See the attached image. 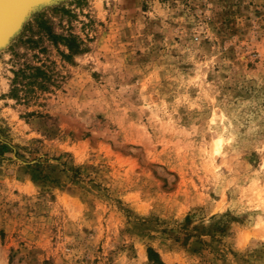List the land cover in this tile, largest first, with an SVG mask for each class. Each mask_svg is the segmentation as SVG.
Instances as JSON below:
<instances>
[{"label": "rangeland", "instance_id": "374dc122", "mask_svg": "<svg viewBox=\"0 0 264 264\" xmlns=\"http://www.w3.org/2000/svg\"><path fill=\"white\" fill-rule=\"evenodd\" d=\"M0 264H264V0L29 11L0 46Z\"/></svg>", "mask_w": 264, "mask_h": 264}, {"label": "water", "instance_id": "95a60500", "mask_svg": "<svg viewBox=\"0 0 264 264\" xmlns=\"http://www.w3.org/2000/svg\"><path fill=\"white\" fill-rule=\"evenodd\" d=\"M52 1L54 0H22V8H20L21 10L19 9L20 13L18 11L19 14H17L18 16L16 15V18H14V22H12L10 26L6 27L7 29H5V31H3L0 35V46L6 43L8 39L18 31L22 21L25 19L29 11Z\"/></svg>", "mask_w": 264, "mask_h": 264}, {"label": "bare ground", "instance_id": "6f19581e", "mask_svg": "<svg viewBox=\"0 0 264 264\" xmlns=\"http://www.w3.org/2000/svg\"><path fill=\"white\" fill-rule=\"evenodd\" d=\"M21 4L22 0H0V35L14 22V18L20 13L19 9L22 8Z\"/></svg>", "mask_w": 264, "mask_h": 264}, {"label": "trees", "instance_id": "16d2710c", "mask_svg": "<svg viewBox=\"0 0 264 264\" xmlns=\"http://www.w3.org/2000/svg\"><path fill=\"white\" fill-rule=\"evenodd\" d=\"M148 256L150 257V258H153V259H155L156 257H153V256H156V255H154V252L151 250V249H148ZM157 261H158V259H156ZM158 262H160V261H158Z\"/></svg>", "mask_w": 264, "mask_h": 264}]
</instances>
